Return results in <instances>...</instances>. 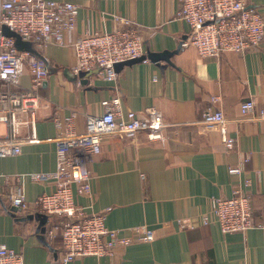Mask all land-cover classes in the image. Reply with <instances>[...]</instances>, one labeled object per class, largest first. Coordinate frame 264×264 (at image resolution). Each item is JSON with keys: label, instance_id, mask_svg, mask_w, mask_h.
Masks as SVG:
<instances>
[{"label": "crops", "instance_id": "crops-1", "mask_svg": "<svg viewBox=\"0 0 264 264\" xmlns=\"http://www.w3.org/2000/svg\"><path fill=\"white\" fill-rule=\"evenodd\" d=\"M65 1L79 6L75 34L111 31L118 25L116 17L127 20L120 26H136L145 54L157 59L123 64L115 81L85 73L80 82L70 70L71 47L48 44L40 50L48 59L49 75L39 89L37 140L24 143L18 154L0 156V242L21 254L25 264L57 263L62 219L32 206L39 194L53 191L54 181L26 178L21 184L18 175L55 169V116L71 117L73 128L83 132L87 116L101 114L102 100L118 94V120L130 110L143 114L156 109L166 124L165 139L151 140L143 131L103 139L88 165L92 192L74 193V200L88 212L109 208L106 225L121 236L146 225L156 237L68 264H264V119L240 113L247 98L264 108V40L243 52L205 57L193 46H181L189 26L175 16L179 0ZM247 2L264 17V0ZM30 83L25 69L22 84ZM209 104L222 110L228 132L236 138L233 150H226L215 124L202 120L201 111ZM9 132L0 123V135ZM243 156L249 159L242 173L230 174L228 167ZM245 177L251 179L254 227L223 233L215 222L193 229L179 226V218L209 212L212 197L231 196ZM17 186L31 204L27 210L15 208L6 196ZM53 227L56 234L50 237Z\"/></svg>", "mask_w": 264, "mask_h": 264}, {"label": "built area", "instance_id": "built-area-1", "mask_svg": "<svg viewBox=\"0 0 264 264\" xmlns=\"http://www.w3.org/2000/svg\"><path fill=\"white\" fill-rule=\"evenodd\" d=\"M176 17L189 26L181 46H193L205 57H218L225 51L243 52L258 46L264 40V17L247 0H179ZM79 6L65 0H0V123L9 126L10 132L0 135V156L14 155L28 141L37 140V112L42 105L39 89L49 75L48 59L29 51L19 50L14 38L2 34L3 25L20 34L40 52L44 46L54 44L73 49L74 62L71 72L82 81V74L94 73L106 81H115L116 65L129 60L151 58L144 52L142 37L136 26L121 27L111 31H92L75 34ZM31 76L29 87L22 84L23 71ZM215 99V98H214ZM213 99V100H214ZM104 110L98 115H88L86 129L77 132L71 117L53 118L59 129L55 137L56 166L51 172L19 174V182L29 178L34 181L53 180L51 192L39 194L32 206L46 215L59 216L61 221V256L56 264H68L85 256L112 255L116 247L155 239L154 229L146 225L129 228L130 235L121 236L106 225L109 208L88 212L74 200V193L90 195L92 174L89 162L101 150L103 139L122 134L143 131L151 140H164L161 113L153 108L140 114L127 111L121 119V97L113 95L101 102ZM240 113L254 119H264V108L253 98L240 104ZM204 122L215 124L226 150H233L236 138L230 135L226 118L221 109L206 105L201 111ZM64 127V130H62ZM26 129L27 132L23 133ZM249 159L243 156L238 164L228 167L230 174L239 175ZM2 174H0L1 180ZM250 178H243L228 197L210 199L209 212L197 218L177 219L181 228L217 223L223 233L245 232L254 227L252 198L249 192ZM11 204L21 210L30 208L20 186L6 194ZM56 234L54 227L48 230L50 237ZM0 264H25L22 255L0 242Z\"/></svg>", "mask_w": 264, "mask_h": 264}, {"label": "water", "instance_id": "water-1", "mask_svg": "<svg viewBox=\"0 0 264 264\" xmlns=\"http://www.w3.org/2000/svg\"><path fill=\"white\" fill-rule=\"evenodd\" d=\"M1 31H2V34L7 36V37H12L14 38V44L16 46L17 49L19 50H25V51H29L31 52L32 54L34 55H37V56H41L40 52H38L32 45L31 42L29 41H26V40H23L20 36L19 33L13 31L12 29H10L8 26L6 25H3L2 28H1ZM153 60L157 59L156 58V55H153L151 57ZM142 58H138V59H133V60H129V61H126L124 63H119L116 65V69L119 70V68L123 65V64H128V63H131V62H134V61H140ZM17 208V207H15Z\"/></svg>", "mask_w": 264, "mask_h": 264}]
</instances>
